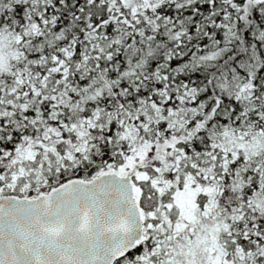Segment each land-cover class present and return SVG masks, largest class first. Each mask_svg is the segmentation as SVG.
Listing matches in <instances>:
<instances>
[{
    "label": "snow or ice",
    "instance_id": "6c2138e0",
    "mask_svg": "<svg viewBox=\"0 0 264 264\" xmlns=\"http://www.w3.org/2000/svg\"><path fill=\"white\" fill-rule=\"evenodd\" d=\"M35 4L0 0V264H264V108L168 128L126 83L154 0Z\"/></svg>",
    "mask_w": 264,
    "mask_h": 264
},
{
    "label": "trees",
    "instance_id": "16d2710c",
    "mask_svg": "<svg viewBox=\"0 0 264 264\" xmlns=\"http://www.w3.org/2000/svg\"><path fill=\"white\" fill-rule=\"evenodd\" d=\"M55 2L36 0L38 14L48 11L55 21L77 4L68 0L69 7L53 9ZM154 3L155 19L141 38L142 44L147 41V55L139 58L145 78L126 80L138 105L152 104L156 97L159 111L172 118L168 128L173 124L182 128L193 121L203 127L215 115L227 119L236 106L264 108V6H259L260 0L249 7L247 0ZM71 28L70 24L66 30ZM138 52L133 47L126 55L125 70ZM245 87L258 94V101L255 95L237 100V91Z\"/></svg>",
    "mask_w": 264,
    "mask_h": 264
},
{
    "label": "rangeland",
    "instance_id": "374dc122",
    "mask_svg": "<svg viewBox=\"0 0 264 264\" xmlns=\"http://www.w3.org/2000/svg\"><path fill=\"white\" fill-rule=\"evenodd\" d=\"M255 0H247V3H246V7H249L251 5V2L252 4L254 3Z\"/></svg>",
    "mask_w": 264,
    "mask_h": 264
}]
</instances>
